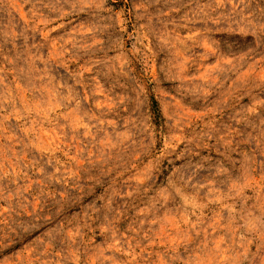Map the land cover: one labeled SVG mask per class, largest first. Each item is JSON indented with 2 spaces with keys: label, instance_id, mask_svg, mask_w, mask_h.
<instances>
[{
  "label": "rangeland",
  "instance_id": "obj_1",
  "mask_svg": "<svg viewBox=\"0 0 264 264\" xmlns=\"http://www.w3.org/2000/svg\"><path fill=\"white\" fill-rule=\"evenodd\" d=\"M0 264H264V0H0Z\"/></svg>",
  "mask_w": 264,
  "mask_h": 264
}]
</instances>
